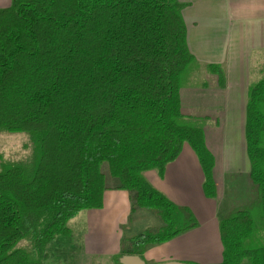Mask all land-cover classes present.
<instances>
[{
  "label": "trees",
  "instance_id": "obj_1",
  "mask_svg": "<svg viewBox=\"0 0 264 264\" xmlns=\"http://www.w3.org/2000/svg\"><path fill=\"white\" fill-rule=\"evenodd\" d=\"M176 0H12L0 8V133L29 136L30 155L0 152V264H46L49 247L70 238L80 212L103 206L110 187L162 225L130 239L128 253L198 226L194 213L154 188L185 143L217 197L215 157L201 129L184 120L180 90L195 61ZM220 86L225 75L211 64ZM246 150L264 222V75L251 84ZM230 214V215H229ZM251 210L232 207L219 223L221 264H264Z\"/></svg>",
  "mask_w": 264,
  "mask_h": 264
},
{
  "label": "crops",
  "instance_id": "obj_2",
  "mask_svg": "<svg viewBox=\"0 0 264 264\" xmlns=\"http://www.w3.org/2000/svg\"><path fill=\"white\" fill-rule=\"evenodd\" d=\"M176 1L184 4L188 46L195 57L180 90L181 111L184 120L203 131L215 157L217 197L205 196L202 168L188 143L166 165L163 176L156 169L146 171L144 175L154 188L176 205L188 207L198 220L194 229L137 254L146 264L185 263L181 259L185 251L177 249L183 235L210 228L219 230L225 211L219 184L223 185L226 172H242L237 163H244V172L250 164L246 162L245 136L248 93L264 68V0ZM11 3L12 0H0V8ZM211 64L223 68V87L218 74L210 69ZM241 122V136L237 140L228 138L226 132H234ZM239 144L242 150L235 154ZM159 220L147 210L134 209L127 190L110 186L101 208L84 210L71 220L72 237L59 238L50 245L48 264H122L121 258L131 254L130 239L150 231L152 226L158 229L162 225Z\"/></svg>",
  "mask_w": 264,
  "mask_h": 264
},
{
  "label": "rangeland",
  "instance_id": "obj_3",
  "mask_svg": "<svg viewBox=\"0 0 264 264\" xmlns=\"http://www.w3.org/2000/svg\"><path fill=\"white\" fill-rule=\"evenodd\" d=\"M262 63V62H261ZM264 75V68L261 74L258 73L254 83H256ZM252 83V84H254ZM245 119V118H244ZM244 121V120H243ZM243 124L242 122L236 125V129L232 133H227L228 138L238 139L241 136ZM228 128V127H227ZM31 143L29 136L25 133L17 132H1L0 133V152L7 160L17 161L26 159L30 155ZM238 149L242 150V144L238 148H234L235 154H238ZM245 150L243 149V152ZM242 153V152H241ZM245 154V153H244ZM246 156V162L247 161ZM242 172H226L223 185L219 184L220 194H223L225 211L222 215L226 216L230 212V207H242L251 210L254 217L256 230L255 243L259 246H264V222L262 220V208L259 197L257 198L256 187L253 185L250 178V164L248 163L247 171L244 172V163H237ZM103 172L105 173L108 185L116 186L117 180L109 174L108 164H104ZM220 183V182H219ZM224 187V189H223ZM229 209L227 210V208ZM148 211V210H147ZM150 212V211H149ZM228 212V213H226ZM153 213V212H150ZM156 214V213H153ZM157 215V214H156ZM230 215V214H229ZM158 216V215H157ZM161 222V220H159ZM154 223V222H153ZM162 223V222H161ZM156 225V224H153ZM152 226L150 231H155L157 228ZM149 231V230H148ZM256 231V232H257ZM197 232V233H196ZM183 235L179 239L177 249H183L184 255L181 259L185 263L190 264H221L223 261V245L220 239L219 230L203 229ZM50 260V258H49ZM48 260V261H49ZM46 261V264H48Z\"/></svg>",
  "mask_w": 264,
  "mask_h": 264
},
{
  "label": "water",
  "instance_id": "obj_4",
  "mask_svg": "<svg viewBox=\"0 0 264 264\" xmlns=\"http://www.w3.org/2000/svg\"><path fill=\"white\" fill-rule=\"evenodd\" d=\"M122 264H146L145 261L139 255L128 254L121 258ZM158 264H187L181 262H166ZM189 264V263H188Z\"/></svg>",
  "mask_w": 264,
  "mask_h": 264
}]
</instances>
